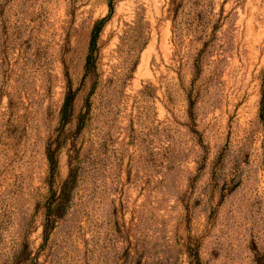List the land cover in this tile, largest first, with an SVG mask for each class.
I'll list each match as a JSON object with an SVG mask.
<instances>
[{"label": "rangeland", "instance_id": "obj_1", "mask_svg": "<svg viewBox=\"0 0 264 264\" xmlns=\"http://www.w3.org/2000/svg\"><path fill=\"white\" fill-rule=\"evenodd\" d=\"M0 264H264V0H0Z\"/></svg>", "mask_w": 264, "mask_h": 264}, {"label": "trees", "instance_id": "obj_2", "mask_svg": "<svg viewBox=\"0 0 264 264\" xmlns=\"http://www.w3.org/2000/svg\"><path fill=\"white\" fill-rule=\"evenodd\" d=\"M110 13L105 18L98 20L91 33V39H90V48L89 53L86 60V70L87 72L91 69V67H95L96 65V53L98 49V42L100 34L103 30V27L107 23V21L110 19L111 15L114 12V5L111 2L110 3ZM75 93L72 90H69L66 94L63 107L61 109V123L62 125L67 124L70 122V118L73 115V108H74V101H75ZM47 156L50 163V168L52 171L53 177H56L59 167V160L56 157V152L52 149L51 146H48L47 148ZM77 179V171L73 168L70 169V174L68 176V179L64 182V184L61 187V193L59 198L62 201H68L70 199V195L73 191L75 182Z\"/></svg>", "mask_w": 264, "mask_h": 264}]
</instances>
